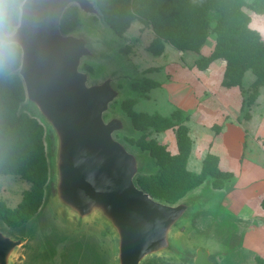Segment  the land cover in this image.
<instances>
[{"label":"rangeland","instance_id":"obj_1","mask_svg":"<svg viewBox=\"0 0 264 264\" xmlns=\"http://www.w3.org/2000/svg\"><path fill=\"white\" fill-rule=\"evenodd\" d=\"M91 1L98 7L96 0ZM75 7L78 20H75L70 34H84L96 53L95 58H83L80 69L88 74L89 84L112 76V86L119 89L120 96L109 104L104 119L113 115L125 119L126 130L114 133V138L143 155L145 169L140 175L160 169L158 157L143 148L144 142L154 141L175 155L179 152V125L185 126L190 139L186 169L192 173L200 172L222 127L217 124L200 126L202 114L197 109L183 112L170 99L165 87L168 80L181 73V67L190 75L189 55L199 57L200 52L184 50L179 54L180 50L164 43L163 50L154 53L151 49L158 47L156 43L150 47L154 32L141 20H131L128 28L118 32L104 20L100 11L96 15L84 14ZM187 80V86L196 98L195 107L200 103L218 106L214 95L206 92L194 76H187ZM259 87H239L243 97L241 117L226 116V122L246 128L242 145L232 144L229 148L231 152L241 151L237 169L230 170L233 160L225 158L220 163L218 158V169L224 174L207 176L200 185L176 199L175 203L186 199L195 201L190 212L178 219L186 218L181 223L189 224L186 231L179 234L185 253L180 257H154L144 264H193L192 259L199 248L208 251L215 264H264V257L259 254L260 249H264V216L259 214L260 207L264 206L261 184L264 178V138L254 132V121L250 124L255 112L259 116L258 109L262 105L257 101ZM48 180L49 173L39 186L31 210L14 217L7 210L16 209L23 201L24 192L32 190L33 184L20 175L0 173V230L13 238L24 239L23 246L11 256V263L117 264L116 232L111 223L98 209L92 218L84 221L73 215L67 205L50 195L53 189L50 185L47 190ZM155 199L170 204L159 197ZM244 207L248 209L247 213H242Z\"/></svg>","mask_w":264,"mask_h":264},{"label":"water","instance_id":"obj_2","mask_svg":"<svg viewBox=\"0 0 264 264\" xmlns=\"http://www.w3.org/2000/svg\"><path fill=\"white\" fill-rule=\"evenodd\" d=\"M70 4L84 14H98L91 0H23L17 26L0 39L21 50L18 73L27 110L47 136L50 195L83 221L100 210L116 232L117 264L180 257L185 250L179 234L189 224L178 219L195 201L164 203L136 185L144 159L114 138V133L126 130V121L116 115L104 119L120 91L112 86V76L88 83L80 65L83 58L96 57L89 39L60 30ZM23 244L24 239L0 230V264H12L11 256ZM192 263L215 264L200 248Z\"/></svg>","mask_w":264,"mask_h":264},{"label":"trees","instance_id":"obj_3","mask_svg":"<svg viewBox=\"0 0 264 264\" xmlns=\"http://www.w3.org/2000/svg\"><path fill=\"white\" fill-rule=\"evenodd\" d=\"M22 1L0 0V39L17 26ZM96 3L104 20L118 32H123L136 18L151 26L155 37L150 47L158 44L156 49H151L154 53L161 52L164 43L180 51L199 53L207 38L213 36V51L209 56L197 57L196 67L205 69L221 58L226 61L224 86L241 85L247 70L256 77L252 87L264 85V40L249 26L250 12L264 13V0H140L138 3L96 0ZM75 6L70 4L63 12L60 22L63 34H70L78 20ZM20 61V48L14 43L3 45L0 40V173L20 175L32 182L34 189L24 192L23 201L16 209L7 210L14 217L31 210L48 173L50 178L45 128L27 110L25 89L18 73ZM177 134L179 152L175 155L154 141L144 142L143 148L158 157L160 169L140 175L145 169V159L137 153L144 159V168L134 179L152 198L159 197L170 204H175L177 198L200 185L207 176L224 174L218 169V157L211 153L205 157L200 172L188 171L190 139L184 125L178 126ZM46 187L50 189L49 180Z\"/></svg>","mask_w":264,"mask_h":264},{"label":"crops","instance_id":"obj_4","mask_svg":"<svg viewBox=\"0 0 264 264\" xmlns=\"http://www.w3.org/2000/svg\"><path fill=\"white\" fill-rule=\"evenodd\" d=\"M250 17V28L258 31L264 40V13L257 14L250 12ZM168 48H172V46L168 45ZM213 48L214 39L212 37H208L206 42L200 48V55L209 56L213 51ZM178 52L179 54L183 53L181 51ZM189 56L191 59L189 64L190 75L186 74L185 69L181 67V73L176 75L174 79L171 78V81H167L165 86L167 92L169 93V96L171 95L170 99L174 100V102L178 105V108L183 110V112H189L191 109L192 111L193 109H197L202 114L199 122L200 126H202V124L206 126L210 125V127L215 124L221 125V132L215 136L209 153L216 155L219 158L220 163L221 161H224L225 158L233 160L234 162L230 170H236L240 162L241 151L238 149L235 152H231L229 148L232 144L242 145L246 135V128H244L241 124L226 122V116L241 115L243 97L240 94L239 87L242 85H246V87L252 85L256 77L252 71L247 70L243 74L241 85L230 87L223 86L222 80L226 66V61L224 59H215L205 69H200L195 65V60L197 57H193V55ZM187 76H194L196 81L201 83L202 87L206 89V92L212 93L218 102V106L216 105L215 107H209L200 103L198 107H195L194 105L196 103V98L193 93H191L190 87L187 86ZM258 93L257 101L262 102V105L260 109H258L259 116L256 115V112L254 113L252 109V114H255V118L250 122V124L254 121L252 124L254 132L257 134V136L260 134L264 138V85L259 87ZM202 95H204V93H202ZM188 122H191V120L189 119ZM208 136L212 138L211 135L208 134ZM261 184L264 189V178L262 179ZM243 193H247V191H243ZM244 209L245 211L242 209V213H247L248 209L246 207H244ZM259 214L264 216V206L260 207ZM262 225V232L264 233V219ZM258 231H260V229H258ZM255 234H257V231ZM259 252L260 256L264 257V249H260Z\"/></svg>","mask_w":264,"mask_h":264}]
</instances>
